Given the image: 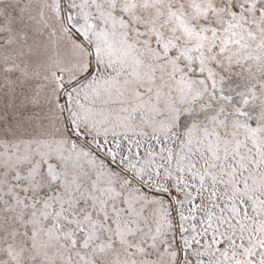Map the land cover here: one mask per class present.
Wrapping results in <instances>:
<instances>
[{
    "label": "snow or ice",
    "instance_id": "1",
    "mask_svg": "<svg viewBox=\"0 0 264 264\" xmlns=\"http://www.w3.org/2000/svg\"><path fill=\"white\" fill-rule=\"evenodd\" d=\"M0 264H264V0H0Z\"/></svg>",
    "mask_w": 264,
    "mask_h": 264
}]
</instances>
